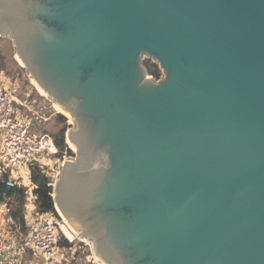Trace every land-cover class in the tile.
I'll list each match as a JSON object with an SVG mask.
<instances>
[{"label": "water", "instance_id": "water-1", "mask_svg": "<svg viewBox=\"0 0 264 264\" xmlns=\"http://www.w3.org/2000/svg\"><path fill=\"white\" fill-rule=\"evenodd\" d=\"M0 36L72 119L53 207L96 257L264 264V0H0Z\"/></svg>", "mask_w": 264, "mask_h": 264}, {"label": "built area", "instance_id": "built-area-1", "mask_svg": "<svg viewBox=\"0 0 264 264\" xmlns=\"http://www.w3.org/2000/svg\"><path fill=\"white\" fill-rule=\"evenodd\" d=\"M17 91L0 71V178L7 174L6 185L22 186L25 190L23 224L10 216L8 203L0 202V264H72L79 257L74 252L71 256L64 254L62 250L66 246L77 239L80 249L82 245L88 246L93 254V244L71 236L69 226L57 209L38 210L31 170L38 167L53 181L47 171L56 165L58 173V167L60 169L67 158L71 159L73 153L65 151L61 156L56 155L53 136L38 129L47 112L26 97L29 91L25 97ZM20 227L26 228L24 234ZM62 241L68 244L63 245ZM92 257V264H101L94 261L95 255Z\"/></svg>", "mask_w": 264, "mask_h": 264}, {"label": "rangeland", "instance_id": "rangeland-1", "mask_svg": "<svg viewBox=\"0 0 264 264\" xmlns=\"http://www.w3.org/2000/svg\"><path fill=\"white\" fill-rule=\"evenodd\" d=\"M15 53L16 51L14 49L12 39L8 36H0V71L5 74V77L9 83L11 82L12 85H15L17 87L18 89L17 92H19L20 95L25 97V94L27 93V91H29L28 93L30 94L29 96H26V97L34 101V103L43 106L44 111L47 112L46 118L40 122L38 129L44 130V131L49 132L50 134H53L57 132L60 128H62L63 126V123L57 118L55 113H60V114L62 113L57 111V109L54 106L53 100L49 99L47 96L43 95L37 90L36 86L34 85V81L30 78L25 68H23V66L20 65V62L17 60ZM158 69L160 73L159 77H163L164 72L159 67V65H158ZM62 115L64 116V114ZM64 117L66 119L67 125L70 126L72 123V119L70 120L67 115ZM65 142L67 143V147L71 149V152L73 153L72 156L75 157L76 148L74 149V147H72L69 144V142H67L66 136H65ZM60 171H61V168L59 169L58 167V173H57L56 165H53V168L47 171L48 175L52 174V179H53L51 183L52 193H53V187L59 176ZM9 206L11 208L13 205L9 204ZM17 226H18V223H17ZM11 229L13 230V228ZM20 232L24 234L26 232V228L23 229L22 227H20ZM71 236L75 237V234H71ZM86 241L93 244L92 240L86 239ZM62 244L64 245L65 243L62 241ZM69 246H66V248L62 250L64 254L67 253V256H71V253L74 252L79 257V260L73 261L72 264H92L90 261L91 259L93 260L92 256L95 255V253L92 254L88 246L82 245L80 249L79 241L77 239H74L73 242L69 244ZM96 260L94 259L95 262L100 263L99 259L96 258Z\"/></svg>", "mask_w": 264, "mask_h": 264}, {"label": "trees", "instance_id": "trees-1", "mask_svg": "<svg viewBox=\"0 0 264 264\" xmlns=\"http://www.w3.org/2000/svg\"><path fill=\"white\" fill-rule=\"evenodd\" d=\"M144 65L150 75L153 77L159 78L160 73L158 69V64L152 62L150 59L144 60ZM57 118L63 123L62 128L57 132L51 134L55 141L57 148L56 155L61 156L65 151L71 154V149L67 147L65 142V131L68 127L65 117L60 113H55ZM7 174H4V178H0V202H7L8 204L13 205L11 207L10 216L15 219L17 222L23 224V203L25 200V190L22 186L14 185L8 186L5 183V177ZM31 180L36 185L35 193L37 195V208L41 212H46L52 210L53 200H52V180L47 176L40 168L34 167L31 170ZM65 245L68 244L67 241H64Z\"/></svg>", "mask_w": 264, "mask_h": 264}, {"label": "bare ground", "instance_id": "bare-ground-1", "mask_svg": "<svg viewBox=\"0 0 264 264\" xmlns=\"http://www.w3.org/2000/svg\"><path fill=\"white\" fill-rule=\"evenodd\" d=\"M15 55H16V58H17V60L20 62V65H23V63H22V60L20 59V57L15 53ZM32 79V78H31ZM33 81H34V85L36 86V88H37V90L40 92V93H42L43 95H45V92H44V90L37 84V82L34 80V79H32ZM54 106H55V108L57 109V111H59V112H61V113H63V114H65V115H67L68 117H69V119L71 120V118H70V116L68 115V113L60 106V105H58L57 103H54ZM67 138V142H69V144L72 146V147H74V149H75V146L73 145V143L68 139V137H66ZM58 211H59V213H60V215L61 216H63V219L67 222V223H69V221L64 217V215L61 213V211L58 209ZM70 224V223H69ZM69 226H71V228L70 227H67L68 228V230L72 233V234H75L76 236H78V237H81L78 233L79 232H76L74 229H73V226L70 224ZM82 238V237H81ZM97 259H99L98 258V256L96 257ZM99 261H100V263L101 264H105L101 259H99Z\"/></svg>", "mask_w": 264, "mask_h": 264}, {"label": "flooded vegetation", "instance_id": "flooded-vegetation-1", "mask_svg": "<svg viewBox=\"0 0 264 264\" xmlns=\"http://www.w3.org/2000/svg\"><path fill=\"white\" fill-rule=\"evenodd\" d=\"M68 127H69V126H68ZM68 127H67V128H68Z\"/></svg>", "mask_w": 264, "mask_h": 264}]
</instances>
